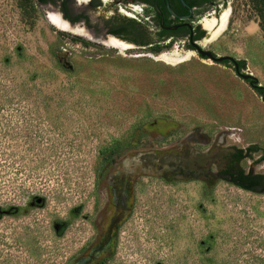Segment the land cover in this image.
Here are the masks:
<instances>
[{"label": "rangeland", "instance_id": "obj_1", "mask_svg": "<svg viewBox=\"0 0 264 264\" xmlns=\"http://www.w3.org/2000/svg\"><path fill=\"white\" fill-rule=\"evenodd\" d=\"M228 4L226 28L203 44L245 58L264 86L259 17L247 0ZM59 32L43 8L0 0V206L21 207L0 219V264L59 260L75 229H89L100 151L118 140L138 142L146 126L141 146L148 148L179 147L199 127L211 137L203 148L264 145V102L231 71L179 43L156 53L85 45ZM154 181L146 196L152 210L131 220L124 246L143 245L153 263L264 264V195L226 181ZM35 196L44 204L32 206ZM79 206L67 239H58L54 222Z\"/></svg>", "mask_w": 264, "mask_h": 264}, {"label": "flooded vegetation", "instance_id": "obj_2", "mask_svg": "<svg viewBox=\"0 0 264 264\" xmlns=\"http://www.w3.org/2000/svg\"><path fill=\"white\" fill-rule=\"evenodd\" d=\"M184 1L186 5L181 0H17V6L22 10L43 8L59 13L68 25L70 23L69 26H80L85 31L84 34H79L61 30L52 23L48 15L50 22L60 32H67L71 38H79L77 41L90 43H104L111 37L134 43L139 34L137 22L141 21L150 27L147 26L149 37L153 41L161 45L182 44L200 60L231 71L264 102V86L247 68L245 58L228 53L220 54L205 48L203 44L207 28L203 26L200 17L210 9L220 11L229 0ZM140 12L142 18L138 16ZM195 44L212 51L214 57L229 58L214 60L208 55H202ZM153 45L154 42L138 45L141 46L138 48L146 49ZM246 74H252L258 80L246 79ZM145 128L148 131L149 127ZM147 131L140 134L138 142H125L130 146L121 148L114 161L102 165L94 183L97 198L90 214L85 215L89 229H75L71 245L65 243L66 251L62 255L57 254L60 259L54 260L53 264H167L164 260L153 263L152 253L144 249L143 245L129 249L123 242L126 237L131 236V220L152 210L149 204L151 200L146 196L154 193L151 190L157 183L154 180L166 186L178 182H201L205 187H213L220 181H226L244 191L264 195V145L252 143L246 147H238L225 145L221 141L203 148L211 137L199 127L186 136L187 140L181 146L156 149L141 146L142 137L146 136ZM128 153L135 155L133 158H124ZM44 202L43 197L35 196L31 205L41 206ZM20 211L19 206H0V219L5 215L15 216ZM82 211L83 206H79L71 212L69 218L54 222L58 239H67L72 219L79 217ZM85 233L86 237L82 235ZM80 239L83 241H79ZM201 246L207 252L210 251L209 241L202 240ZM133 250L134 253L131 252ZM128 257L132 259L127 260Z\"/></svg>", "mask_w": 264, "mask_h": 264}, {"label": "water", "instance_id": "obj_3", "mask_svg": "<svg viewBox=\"0 0 264 264\" xmlns=\"http://www.w3.org/2000/svg\"><path fill=\"white\" fill-rule=\"evenodd\" d=\"M181 1L186 5L184 0H181ZM170 9H171V7H170ZM43 11H44L46 18L48 19V15H49V19L52 21V23L55 24L61 30L72 31V32L79 33V34L85 33L84 29L81 28L80 26L75 27V28H72L71 26H69L70 23L68 25V23L62 19L61 15L59 13L50 12L49 10H46V9H43ZM171 11L174 13V11L172 9H171ZM191 11H192V9H191ZM230 12H231L230 4H227L226 6L223 5L222 9L220 11L214 10L212 13H210L202 21L203 26L205 28H207V36L203 42L210 41V40H212V39H214L220 35V33L227 26L228 19L230 16ZM183 18H185V17H183ZM102 44H107V45H111V46H115V47H132V46L137 47V48L141 47V46H138L134 43L122 41L121 39H119L117 37H111L109 40L105 41ZM195 46L198 47V50L202 55H208V56L212 57L214 60L222 61L224 59L229 58V57H214L212 51L204 50L202 47H200L197 44H195ZM244 78H246V79L253 78L254 81L258 80L252 74H246V75H244ZM260 87H262V86H260Z\"/></svg>", "mask_w": 264, "mask_h": 264}, {"label": "trees", "instance_id": "obj_4", "mask_svg": "<svg viewBox=\"0 0 264 264\" xmlns=\"http://www.w3.org/2000/svg\"><path fill=\"white\" fill-rule=\"evenodd\" d=\"M247 1L253 5L256 14L259 17V26L264 31V0H247ZM131 22H133V24L136 23V21H131ZM137 26H138L139 34H138V38L134 40V43H136L138 45H148V44L154 42V45L150 48L156 53H159L164 49L163 45L159 44L157 41H153V39H151V37H149L150 36V32H149L150 27L148 25H145V23L138 21ZM60 34L70 36L66 32H60ZM72 38L74 40H79V38H76V37H72ZM80 41H82V40H80ZM82 42L85 45H91L90 42H87V41H82ZM171 45L172 44H169L166 47H170ZM125 146H130V144H127V143H124V142L118 140V141H115L112 144V146L109 147L108 149H104L103 151H100L99 161H98L97 168H96L97 176L101 172L102 165L114 161L115 156L119 155L121 148H123ZM245 187H247V186H245Z\"/></svg>", "mask_w": 264, "mask_h": 264}, {"label": "bare ground", "instance_id": "obj_5", "mask_svg": "<svg viewBox=\"0 0 264 264\" xmlns=\"http://www.w3.org/2000/svg\"><path fill=\"white\" fill-rule=\"evenodd\" d=\"M107 45V44H106ZM111 46V45H110ZM113 47H115V46H113ZM133 47V46H132ZM117 48H119V49H126V48H131V47H117ZM170 56H173V57H177V58H181L180 56H175V55H173V54H170Z\"/></svg>", "mask_w": 264, "mask_h": 264}]
</instances>
